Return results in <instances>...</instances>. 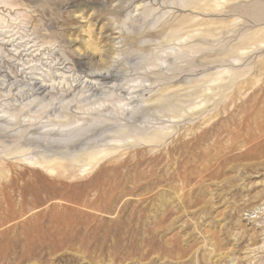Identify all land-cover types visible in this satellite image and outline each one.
<instances>
[{
  "label": "rangeland",
  "instance_id": "rangeland-1",
  "mask_svg": "<svg viewBox=\"0 0 264 264\" xmlns=\"http://www.w3.org/2000/svg\"><path fill=\"white\" fill-rule=\"evenodd\" d=\"M258 30L264 0H0V264H264V130L234 107L264 85V43L239 52V92L203 87ZM198 89L180 116L154 110ZM37 222L77 244L62 229L55 252L14 258Z\"/></svg>",
  "mask_w": 264,
  "mask_h": 264
},
{
  "label": "bare ground",
  "instance_id": "bare-ground-1",
  "mask_svg": "<svg viewBox=\"0 0 264 264\" xmlns=\"http://www.w3.org/2000/svg\"><path fill=\"white\" fill-rule=\"evenodd\" d=\"M185 3L187 4H192L193 2H197V1H211V0H184ZM202 6V5H201ZM208 6V5H207ZM198 7V6H197ZM221 7V6H220ZM201 8V7H200ZM262 12V11H261ZM256 13V11H255ZM258 14V13H257ZM261 14V13H260ZM261 17V16H260ZM181 21V20H180ZM254 21V20H253ZM185 22V21H184ZM181 23V22H180ZM209 23V22H208ZM179 25V23L177 24ZM186 29V28H185ZM217 29V27H216ZM220 29V28H219ZM263 29V28H262ZM261 29V30H262ZM182 31V30H181ZM209 31V30H208ZM178 32H179V29H172L170 31V36H178ZM205 32V31H203ZM168 33H166L167 35ZM107 35V34H106ZM180 36V34H179ZM187 36V35H186ZM244 36V35H243ZM107 37V36H106ZM191 37V36H190ZM171 41V40H170ZM260 43H264V31H261L259 32L256 31L255 33L253 32L252 35H246L244 37H242L241 41L234 45L233 47H231L230 49L224 51L222 54L223 56H226L228 59H230L228 61V64H227V67L226 68H222V70L220 72H217L215 77H213L212 75L211 76H208L206 78L203 79L204 81V84H203V87L204 85L205 88H211L210 84L213 83V82H217V81H223L224 79H228V81L226 83H218L215 85L214 88H217L218 90L220 89H227L229 88L230 86H232L233 84H237L238 88H237V91L239 92L241 88V86H243V84L241 86H239L238 84L240 83H236L237 79L240 78L241 76L245 75L249 70L250 68L249 67H237L235 64V62H237L238 60H240V53L242 51V49H246V48H249L251 47L252 45H258ZM240 50V51H239ZM240 52V53H239ZM80 54V53H79ZM242 54V53H241ZM243 56V55H241ZM226 61V60H225ZM101 63V62H100ZM221 65V64H220ZM191 66V65H190ZM223 67V65L221 66ZM264 68V64L262 66ZM77 68V67H76ZM193 69V68H192ZM257 70H260V69H257ZM256 72H259L257 71ZM226 72L228 74L227 77H224L222 79H217L218 77V74H221L223 72ZM160 72V71H159ZM163 73V72H162ZM105 75V74H104ZM258 75V74H257ZM100 77V76H99ZM106 77V76H105ZM104 77V78H105ZM255 77V83L256 82H259V79L257 76H254ZM253 77V78H254ZM241 79V78H240ZM161 80V79H159ZM239 80V79H238ZM242 80V79H241ZM254 79H252L253 81ZM43 81V80H42ZM89 81V80H88ZM250 81L249 79H244V81L242 82H248ZM45 82V81H44ZM86 82V81H85ZM241 82V83H242ZM251 82V81H250ZM254 82V81H253ZM252 82V83H253ZM37 83V81H36ZM176 83V82H175ZM251 84V83H250ZM36 85V84H35ZM34 85V86H35ZM43 86V84H42ZM47 86V85H46ZM248 86V85H247ZM251 86V85H250ZM253 86V84H252ZM36 87V86H35ZM44 87V86H43ZM168 87V86H167ZM166 87V88H167ZM32 88V87H31ZM42 88V87H41ZM47 88V87H46ZM49 88V87H48ZM35 89V88H34ZM33 89V90H34ZM45 89V88H43ZM50 89V88H49ZM47 89H45L46 91ZM202 90V88H201ZM204 90V89H203ZM202 90V91H203ZM39 91H41L39 89ZM200 91V89H198L197 91H193L191 93H188L187 95L189 96L190 100L187 101V103L183 106H180L178 104H175L173 101H171L169 99V97H158L157 99H155V101H157V105L156 106H153L154 107V110H159V111H164V112H168L170 114L171 117H176V116H180V111L183 109V107H194L195 106V102H193L192 100H195V99H191L194 94L198 93V92H202ZM66 92V91H65ZM42 94V92H41ZM44 94V93H43ZM216 94H219V93H216ZM236 94V91H233L231 94L229 93L228 95H226V98L228 97H232L229 101V103H225L224 106L222 107L224 110L227 109V106L233 102V96H235ZM209 95V94H208ZM214 95V93L212 94ZM38 96V95H37ZM196 96V95H195ZM194 96V97H195ZM198 97V96H197ZM202 97V96H201ZM208 97V96H207ZM207 97L204 96L205 99H207ZM210 97V96H209ZM199 98V97H198ZM214 98V97H213ZM216 98V97H215ZM221 98V97H219ZM225 98V99H226ZM18 99V98H17ZM210 99H212L210 97ZM204 100V99H203ZM221 100V99H220ZM208 101V100H207ZM234 107L235 109H239L240 110V113H241V121H239L238 125H241L242 126V123H243V130L245 129L246 132L252 134V132L254 130H258V132H262L264 130V85H258L257 88H255L253 90V92L245 99L243 100L238 106H235L234 104ZM187 109V108H185ZM234 109V110H235ZM137 108L133 107L131 109V113H134L136 112ZM227 111V110H226ZM124 112V111H123ZM231 112V111H230ZM122 114V113H121ZM125 114V113H124ZM164 114V113H163ZM229 114H232L233 113H229ZM166 115V113H165ZM255 115V117H257L255 119V122H253L252 124H246V120L249 119L250 116H253ZM214 116V115H213ZM233 117V116H231ZM230 117V118H231ZM251 118V117H250ZM249 122V121H248ZM85 125V124H84ZM83 126V125H82ZM88 126V125H87ZM242 126V127H243ZM61 127V126H60ZM70 127V126H69ZM129 129V128H128ZM127 130V128H126ZM162 130V129H161ZM256 132V131H255ZM138 133V132H137ZM254 133V132H253ZM131 134V133H130ZM59 135V134H57ZM77 135V133H76ZM128 134H126V132H121L120 136H126ZM165 133L164 132H161L160 130H157L153 133H151V135L149 136V140L150 141H157V140H160L162 139V137H164ZM255 135V134H254ZM248 136V135H247ZM264 135H260L259 137H263ZM138 137V136H137ZM251 137V136H250ZM123 138V137H122ZM253 146H250L249 147V150L255 146H258V145H262V147L264 146V137L260 140H258L256 143L252 144ZM65 146V145H64ZM67 147V146H66ZM69 147V146H68ZM90 149V148H89ZM93 149V148H92ZM95 149V148H94ZM264 149V147H263ZM86 150V149H85ZM88 151V150H87ZM91 151V150H90ZM96 150H94V153H95ZM98 151V149H97ZM85 153V152H83ZM99 153V152H98ZM249 152L248 151H245V152H240L238 155L239 156H245L248 154ZM66 154V153H65ZM101 154V153H100ZM62 155V154H61ZM83 155V154H82ZM234 156V155H233ZM65 157V156H64ZM68 157V156H67ZM70 157L71 154H70ZM88 159L89 160H93L94 157H95V154H89L88 156ZM99 157V156H98ZM82 158V157H81ZM86 158V157H85ZM233 158V157H232ZM58 159V158H56ZM55 159V160H56ZM66 159V158H65ZM72 158H70L71 160ZM69 160V159H67ZM74 160V158H73ZM87 160V159H86ZM52 161V160H51ZM76 161V160H75ZM56 162V161H55ZM51 163V162H50ZM57 164V163H56ZM93 164V163H92ZM64 165V164H63ZM94 165V164H93ZM92 166V165H91ZM46 167H48V169H50L51 171H54L56 168L58 167H61V165H55V164H49L47 165ZM62 170L64 167H61ZM68 168V167H67ZM85 168V167H84ZM83 169V168H82ZM89 169V168H88ZM65 170V169H64ZM63 170V171H64ZM49 171V170H48ZM61 171V170H60ZM83 172V171H82ZM54 173V172H53ZM68 174V172H67ZM58 175V174H57ZM23 224V223H22ZM12 225V224H11ZM21 225V224H20ZM10 226V225H9ZM19 227V226H18ZM62 229H65L67 230L69 233H70V237H71V245L72 246H75L77 244V241H78V236H77V233L74 229H72V227H64V226H60V225H54V224H51V225H45V224H41V223H34V224H31V225H24L23 226V230L22 232L20 233V235H15L12 240H11V248H10V255H13L14 258H19V259H29V257H33L34 255L36 256H43V254H45L47 251L51 250V251H56L57 249H59V246L56 242V232L55 231H60ZM3 230V229H2ZM7 231V230H5ZM3 232V231H2ZM246 233V232H245ZM242 235V234H241ZM264 235V233L262 234ZM244 236V238L242 237ZM240 237H242L243 239H245V235H242ZM248 236V235H247ZM258 235H250L249 238L252 242L256 241ZM241 240V238H239ZM244 241V240H243ZM248 241V240H247ZM239 243V242H238ZM9 255V256H10ZM11 258V257H10ZM9 264V263H8Z\"/></svg>",
  "mask_w": 264,
  "mask_h": 264
}]
</instances>
